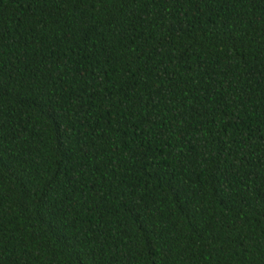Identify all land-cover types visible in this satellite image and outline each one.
<instances>
[{
  "label": "trees",
  "instance_id": "trees-1",
  "mask_svg": "<svg viewBox=\"0 0 264 264\" xmlns=\"http://www.w3.org/2000/svg\"><path fill=\"white\" fill-rule=\"evenodd\" d=\"M0 264H264V0H0Z\"/></svg>",
  "mask_w": 264,
  "mask_h": 264
}]
</instances>
